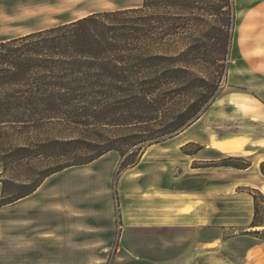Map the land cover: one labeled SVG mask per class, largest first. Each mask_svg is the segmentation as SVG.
Here are the masks:
<instances>
[{"label": "trees", "instance_id": "1", "mask_svg": "<svg viewBox=\"0 0 264 264\" xmlns=\"http://www.w3.org/2000/svg\"><path fill=\"white\" fill-rule=\"evenodd\" d=\"M217 1L223 4L209 14H226L230 28H213L216 49L207 54L192 51V0H143L1 39L0 205L111 150L120 169L133 166L147 147L194 123L216 99L228 68L234 4ZM181 32L190 35L176 49ZM202 60L206 73L197 67ZM263 167L264 161V174ZM250 193L252 226L262 225Z\"/></svg>", "mask_w": 264, "mask_h": 264}, {"label": "rangeland", "instance_id": "2", "mask_svg": "<svg viewBox=\"0 0 264 264\" xmlns=\"http://www.w3.org/2000/svg\"><path fill=\"white\" fill-rule=\"evenodd\" d=\"M142 2L0 0V40L93 12L140 7ZM222 4L217 0H192V51L212 52L213 28H230V24L224 25L226 14H209L210 6ZM233 4L228 68L214 101L233 93L235 97L256 98L261 103L253 104L252 112L237 104L232 119H224L223 114L215 119L214 126L230 130L241 127L253 132L259 127L264 129V123L254 126L249 118V114L264 113V0H233ZM187 35L190 33L178 34L173 41L174 48H185L183 42L188 41ZM197 67L203 70L201 73L207 72L203 60ZM199 125L192 123L181 138L173 136L150 145L133 166L120 169L121 157L111 150L92 163L71 167L47 178L24 199L0 205V264H182L178 258L190 244L192 264H198L197 253L205 249L203 244L216 239L214 244L218 245L212 250L217 252L209 254L229 258L235 264H264V194L260 191L254 192L257 218L263 224L252 226L248 231L231 227L222 230L215 225L192 228L130 225L141 221L140 213L152 202L143 197L154 194L155 198H162L164 202L155 208L164 212L163 222L171 223L175 198L201 189L207 178H216L228 166L222 165L224 161L238 165L251 162L249 156L230 155L216 149L192 162V153H197L202 146L192 141L179 144ZM1 187L0 182V190ZM190 209L186 205L181 211Z\"/></svg>", "mask_w": 264, "mask_h": 264}, {"label": "crops", "instance_id": "3", "mask_svg": "<svg viewBox=\"0 0 264 264\" xmlns=\"http://www.w3.org/2000/svg\"><path fill=\"white\" fill-rule=\"evenodd\" d=\"M260 103L256 98H239L233 96V93L226 94L223 98L214 101L200 118L193 123L200 125L192 128V131L179 144L182 145L188 141H192L202 146L197 153L192 154V162L200 159V157L202 158L203 153L216 149L231 153L230 155L249 156L251 158L250 165L244 168L225 166L227 168L222 170L221 174L216 178H207L206 184L201 189L191 190L190 193L175 198L173 200L175 207L172 215L173 222L171 223L163 222L164 212L155 208L157 204L164 202L162 198H155L154 194L151 197H143V200L152 199V202L148 203L146 205L147 208H144L140 213L141 221L139 223H130V225L146 227L171 226L175 228L215 225L222 228V230L231 227L242 231H248V229L254 228L251 225L254 216V198L250 191H260L264 194V176L260 171V163L264 161V129L259 127L256 130L254 129L253 132H249L238 127V129L230 130L229 128L224 129L214 126V123L215 119L221 117L223 114L226 117L224 119H232L233 116L231 114L234 113L237 104L247 112H252L254 108L253 104ZM256 107L260 108L259 106ZM217 112H221V114ZM237 112L239 113V110ZM260 112H255L257 116L255 114H249L250 121L253 122L252 124L254 126H261L264 123V113ZM186 131L187 129L174 137L181 138ZM83 165L70 166L61 171ZM56 173L47 176L44 181ZM32 193L11 203L24 199ZM154 199L156 202H154ZM186 205H189L191 209L187 212H182L181 209ZM215 241H209L203 244L205 249L197 253L199 255L197 258L198 264H214L216 262L219 264H235L229 258L209 254L211 252H217L212 250V248L218 245L214 244ZM180 257L178 261L182 264H192V244L189 245L187 251ZM210 258L214 259L209 261Z\"/></svg>", "mask_w": 264, "mask_h": 264}, {"label": "bare ground", "instance_id": "4", "mask_svg": "<svg viewBox=\"0 0 264 264\" xmlns=\"http://www.w3.org/2000/svg\"><path fill=\"white\" fill-rule=\"evenodd\" d=\"M256 228H259V227H256Z\"/></svg>", "mask_w": 264, "mask_h": 264}]
</instances>
